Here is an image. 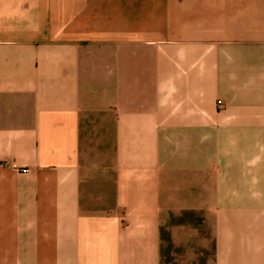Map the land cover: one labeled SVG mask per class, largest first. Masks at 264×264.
<instances>
[{
	"label": "crops",
	"instance_id": "obj_1",
	"mask_svg": "<svg viewBox=\"0 0 264 264\" xmlns=\"http://www.w3.org/2000/svg\"><path fill=\"white\" fill-rule=\"evenodd\" d=\"M0 264H264V0H0Z\"/></svg>",
	"mask_w": 264,
	"mask_h": 264
},
{
	"label": "built area",
	"instance_id": "obj_2",
	"mask_svg": "<svg viewBox=\"0 0 264 264\" xmlns=\"http://www.w3.org/2000/svg\"><path fill=\"white\" fill-rule=\"evenodd\" d=\"M25 172H28V170H25Z\"/></svg>",
	"mask_w": 264,
	"mask_h": 264
}]
</instances>
